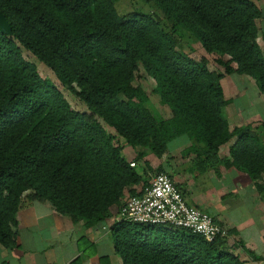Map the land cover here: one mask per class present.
Masks as SVG:
<instances>
[{
  "label": "trees",
  "instance_id": "1",
  "mask_svg": "<svg viewBox=\"0 0 264 264\" xmlns=\"http://www.w3.org/2000/svg\"><path fill=\"white\" fill-rule=\"evenodd\" d=\"M118 1L0 0L11 28L10 34L0 32L4 248L17 247L16 213L24 199L93 226L147 183L122 156L123 146L113 143L99 121L71 108L23 58L22 49L50 68L129 147L160 157L169 143L187 135L216 159L219 146L237 136L230 164L256 182L264 178V146L250 125L230 130L222 116L227 100L221 85L236 63L233 71L253 79L264 97V51L256 25L260 8L252 0H140L154 3L174 22L164 31L154 15L120 14ZM178 27L193 34L206 53L227 56L217 59L224 73L209 70L205 57L196 62L179 51ZM140 65L169 108L160 120L146 107L149 95L134 84ZM144 156L137 153L133 162ZM110 237L122 264H244L224 240L207 242L183 229L121 221L110 226ZM99 259L110 264L106 256Z\"/></svg>",
  "mask_w": 264,
  "mask_h": 264
},
{
  "label": "crops",
  "instance_id": "2",
  "mask_svg": "<svg viewBox=\"0 0 264 264\" xmlns=\"http://www.w3.org/2000/svg\"><path fill=\"white\" fill-rule=\"evenodd\" d=\"M258 1L255 4L262 14L256 25L258 35L263 37L258 38V45L264 50L261 45H264V33L260 27L264 6ZM221 85L227 100L222 116L230 130L250 125L252 133L264 146V97L253 79L230 73L222 77ZM236 140L237 136L231 137L219 146L216 159L207 156L206 161H196L198 154L192 149L189 151L190 143H184L171 153L173 163L159 162L162 169L159 172L171 177L190 205L209 213L227 228L225 244L230 253L244 264H264V178L256 182L246 170L230 164V149ZM217 159L220 162L217 163ZM143 160L152 163L149 158ZM155 174H149L147 183ZM204 182L217 185L218 189L209 190L208 195H196L197 185ZM142 187H136L137 192ZM112 208L115 210L110 215L111 224L103 221L88 226L84 219L60 214L46 203L24 199L16 213L17 247L7 249L0 245V264H70L77 258L81 264H100L102 256L108 257L110 264H122L109 236L110 226L117 223L114 218L119 210L115 206Z\"/></svg>",
  "mask_w": 264,
  "mask_h": 264
},
{
  "label": "rangeland",
  "instance_id": "3",
  "mask_svg": "<svg viewBox=\"0 0 264 264\" xmlns=\"http://www.w3.org/2000/svg\"><path fill=\"white\" fill-rule=\"evenodd\" d=\"M254 3H259L260 1L258 0H252ZM262 6H264V0H261L260 3ZM116 8L120 14H130V13H141V14H148V15H154L157 17L160 21V26L164 31H170L171 28H173L174 22L172 20H169L164 16L163 13H161L156 5L154 3H144L140 0H119L116 3ZM261 30L264 33V20L263 22L260 23ZM178 50L183 52L184 54L188 55L191 59L194 61L198 62L200 58L205 57L206 58V65L209 70L211 71H216V72H222L224 73L223 68L217 63V59L221 58L222 60H227V56L220 57L217 54H208L205 52L203 49L201 43L199 40L190 32L179 28L178 27ZM261 34L258 35V38L261 40L263 39ZM257 38V40H258ZM259 44V40L257 41ZM264 49V45L261 44ZM264 51V50H263ZM22 56L25 60L33 63L36 66L37 72L39 76L50 82L66 99L68 104L73 108L74 110L78 112L85 113L86 115L90 116L92 119H96L101 123L103 128L108 134H111L114 139L113 143L120 144L123 146L122 149V156L125 159H128V157H131L129 162H133L134 159H132V156L137 155L139 152H145V156L143 158H149L151 164L148 163L149 161H144L139 160L134 163V166H131L135 168L140 174H142L143 178H147L149 174H154L159 171H162V169L158 166L159 162L162 163H173V158H171V153L178 149L179 147L183 146L184 143H190L189 150L190 148L193 149L197 154L199 159H195L196 161L205 159L203 161H206L207 159V153L204 151L203 147L196 143L195 140H193L192 137H189L187 135H183L179 138H176L174 141H172L171 144H169V147L167 150L160 156L157 157L155 156L149 149L143 148V147H135L133 149L129 148L128 145H126L125 140L117 135V133L114 131L113 128L110 126L106 125L100 118H98L95 115H91L85 104L79 100V98L72 93L66 86H64L60 80L57 78L55 73L45 66L42 62H40L35 56H33L29 51L26 49H22ZM232 67V72L231 73H236L233 70L236 69V63H231ZM228 74H225L223 76H226ZM254 81V80H253ZM255 83V81H254ZM134 84L140 86L148 95H149V100L146 103V107L152 112L154 118L156 120H160L164 117L165 113L169 112V108L162 104L160 101V97L158 94H156L153 91V88L155 86L154 80L149 76L143 69V67L140 65L138 70L135 72V80ZM256 85V83H255ZM256 88H258L256 86ZM193 147H192V146ZM129 149H128V148ZM127 148V150H126ZM127 151V152H126ZM135 158V157H134ZM222 160V159H221ZM216 162H220L219 159L216 160ZM199 184V183H198ZM211 189H218L217 185H212V183H200L196 187V195L197 193H201L202 195H208L209 190ZM127 194V193H126ZM125 194V195H126ZM109 211V214L111 215V212L114 211L112 210ZM104 222H107L106 224H111L110 216L106 217L104 219ZM110 236V235H109ZM113 244V242H112Z\"/></svg>",
  "mask_w": 264,
  "mask_h": 264
},
{
  "label": "built area",
  "instance_id": "4",
  "mask_svg": "<svg viewBox=\"0 0 264 264\" xmlns=\"http://www.w3.org/2000/svg\"><path fill=\"white\" fill-rule=\"evenodd\" d=\"M130 166H134L130 162ZM115 222L183 229L201 236L207 242L226 240L228 230L209 213L190 205L171 177L156 173L139 193L130 196L119 208ZM104 228V227H103Z\"/></svg>",
  "mask_w": 264,
  "mask_h": 264
},
{
  "label": "water",
  "instance_id": "5",
  "mask_svg": "<svg viewBox=\"0 0 264 264\" xmlns=\"http://www.w3.org/2000/svg\"><path fill=\"white\" fill-rule=\"evenodd\" d=\"M0 32L10 34L11 28L4 14L0 11Z\"/></svg>",
  "mask_w": 264,
  "mask_h": 264
}]
</instances>
